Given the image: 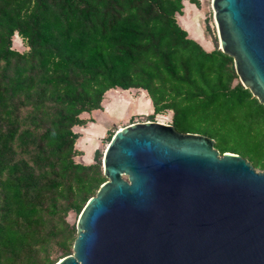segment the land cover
<instances>
[{
  "label": "trees",
  "instance_id": "obj_1",
  "mask_svg": "<svg viewBox=\"0 0 264 264\" xmlns=\"http://www.w3.org/2000/svg\"><path fill=\"white\" fill-rule=\"evenodd\" d=\"M184 0H0V264H54L106 178L74 156L81 112L109 89H143L180 132L264 170V105L233 59L178 23ZM198 5V0H187ZM18 34L27 50L12 47Z\"/></svg>",
  "mask_w": 264,
  "mask_h": 264
},
{
  "label": "water",
  "instance_id": "obj_2",
  "mask_svg": "<svg viewBox=\"0 0 264 264\" xmlns=\"http://www.w3.org/2000/svg\"><path fill=\"white\" fill-rule=\"evenodd\" d=\"M218 48L264 105V0H212ZM54 264H264V170L159 121L118 129Z\"/></svg>",
  "mask_w": 264,
  "mask_h": 264
},
{
  "label": "rangeland",
  "instance_id": "obj_3",
  "mask_svg": "<svg viewBox=\"0 0 264 264\" xmlns=\"http://www.w3.org/2000/svg\"><path fill=\"white\" fill-rule=\"evenodd\" d=\"M211 1L212 0H198V5L184 3L183 14H180L177 17L178 23L186 29L188 35L197 40L204 49L210 44L213 47H218L217 31L213 18ZM186 13L192 15L189 23H186L184 20V15ZM12 47L21 52L28 49L22 38L16 33L12 36ZM119 94L122 95L121 101L118 100V98L116 99ZM141 95L144 96L147 101L144 107L139 105V99L142 97ZM167 116V111L159 114L152 112V105L145 90L134 88L125 90L116 88L114 91H110L109 89L103 95L101 108L88 112V114L83 117L86 120V123L80 125L78 129H75V132L78 133V139L76 140L75 145L78 148L77 150L81 152L79 157H76V160L81 163H85V161L90 158L93 160L94 151L98 150L101 163L107 144L120 127L134 122H143L147 120L170 124V119ZM94 126L95 130L93 131V135L86 134L87 128ZM84 137L89 139L87 146L84 142H79V140ZM78 215L79 214L70 212L67 219L70 223H76Z\"/></svg>",
  "mask_w": 264,
  "mask_h": 264
},
{
  "label": "bare ground",
  "instance_id": "obj_4",
  "mask_svg": "<svg viewBox=\"0 0 264 264\" xmlns=\"http://www.w3.org/2000/svg\"><path fill=\"white\" fill-rule=\"evenodd\" d=\"M183 14V13H182ZM185 17V22L186 23H189L190 22V18L192 17V15L190 14V13H186L185 15H184ZM198 35V34H197ZM219 47V46H218ZM125 90H128V89H125ZM143 90V89H142ZM106 93V92H105ZM108 93V92H107ZM114 94V93H113ZM116 94V93H115ZM142 96V95H141ZM146 96V95H145ZM118 98V100H120L121 101V98H122V95H118V97H116V99ZM140 102H139V105H141V106H145V104L147 103V101H146V99H145V97L144 96H142V97H140ZM112 101V100H111ZM113 101H114V99H113ZM113 103V102H112ZM89 128V129H88ZM87 128V130H86V134H91V135H93V131L95 130V126L94 127H88ZM98 128V127H97ZM122 127H120V129H121ZM92 131V133H91V131ZM79 142L80 143H83L84 142V144L87 146V143L89 142V139L87 138V137H84V138H82V139H80L79 140ZM84 158V157H83Z\"/></svg>",
  "mask_w": 264,
  "mask_h": 264
},
{
  "label": "crops",
  "instance_id": "obj_5",
  "mask_svg": "<svg viewBox=\"0 0 264 264\" xmlns=\"http://www.w3.org/2000/svg\"><path fill=\"white\" fill-rule=\"evenodd\" d=\"M184 3H189V2H188L187 0H184V1H183V4H184ZM207 46H208V45H207ZM212 48H213V46H211V44H210L208 47H206V50H211ZM130 89H132V88H130ZM112 90L114 91V89H110V91H112ZM91 111H93V110H91ZM86 114H88V112H86V111L81 112V113L79 114V117H80V118H83V117H85ZM83 119H84V118H83ZM90 123H92V122H90ZM79 126H80V125H74V126L72 127L73 131H76L75 129H78ZM77 139H78V138H77ZM77 139H76V140H77ZM75 148L78 149L76 145H75ZM79 155H80V154L74 156V160L77 161V162H78V160H76V157H79ZM92 161H93V160H91V158H90L89 160L85 161V163H91Z\"/></svg>",
  "mask_w": 264,
  "mask_h": 264
}]
</instances>
